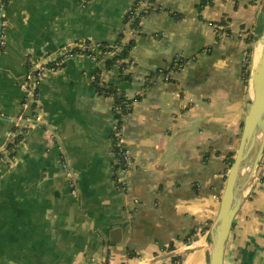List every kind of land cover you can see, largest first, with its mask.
<instances>
[{"label": "crops", "instance_id": "obj_1", "mask_svg": "<svg viewBox=\"0 0 264 264\" xmlns=\"http://www.w3.org/2000/svg\"><path fill=\"white\" fill-rule=\"evenodd\" d=\"M136 1L0 0V264H208L264 0H155L138 33L127 20ZM220 23L229 34L217 35ZM119 34L122 45L133 41V61L118 87L141 96L124 123L123 192L112 102L92 83L105 63L96 49ZM76 44L94 52L74 53ZM54 61L61 71L38 83L35 105L22 111L27 75ZM34 110L42 122L10 150L9 133ZM223 264H264V155Z\"/></svg>", "mask_w": 264, "mask_h": 264}, {"label": "water", "instance_id": "obj_2", "mask_svg": "<svg viewBox=\"0 0 264 264\" xmlns=\"http://www.w3.org/2000/svg\"><path fill=\"white\" fill-rule=\"evenodd\" d=\"M145 9H149L145 14L148 15L153 5H147ZM247 91L249 107L242 121L238 147L225 177L217 214L207 231L208 264H223L234 218L246 199L264 155V15L255 38Z\"/></svg>", "mask_w": 264, "mask_h": 264}, {"label": "trees", "instance_id": "obj_3", "mask_svg": "<svg viewBox=\"0 0 264 264\" xmlns=\"http://www.w3.org/2000/svg\"><path fill=\"white\" fill-rule=\"evenodd\" d=\"M138 1V0H137ZM136 1V3H137ZM147 5H153L155 0H144ZM136 3L134 4L133 10L128 16V27L129 30H137L139 31V21L142 17L145 16L146 12L149 9L142 10L140 13L139 9H136ZM209 3V0L201 1L200 7L204 6ZM172 18L175 20L180 19L177 14H169ZM222 26H225L224 24L220 23ZM226 31V29L224 30ZM138 33V32H137ZM226 34H229L228 31H226ZM218 35V34H217ZM123 35L119 34V37L117 38L116 42L114 43L113 47L110 46H102L101 49H96L100 53V55L105 58L104 63V69L103 72H98L95 77L93 78V87L95 89V92L98 96L106 97L111 100L112 102V111L114 116V123L117 122L119 125H124L125 120L128 118V116L132 112V105L134 102L139 101L141 99L140 95H136L134 98H128L126 97L125 93L121 91L118 87V82H122L125 80H128L130 75L124 73L125 69L128 68L131 65L132 58L130 56L131 48L133 47V41L130 40L129 42L125 43L124 45L121 44V40L123 39ZM85 48L83 50H79L77 48H74L73 52L77 54H91L94 52V47L91 45H85ZM120 48V49H119ZM119 49L116 56H106L105 52L107 50H115L117 51ZM249 54L250 51H247ZM124 61V62H123ZM183 61L181 59H177L174 61L172 69L175 71H178L183 66ZM243 79L247 83L248 79V71H247V64L243 68ZM108 76L107 79L104 78V76ZM124 136V134H123ZM12 145V146H11ZM9 145V149L13 148L14 144ZM112 152L114 154L115 158V167L114 170L116 172V175L119 176L120 173L128 168L126 166V163L122 160L121 152L118 149H114L113 146ZM14 154V151H10L9 158L12 159ZM232 159L228 161V164H231ZM116 176V177H117ZM251 195V193H250ZM249 195V196H250ZM104 262H107L106 260H103Z\"/></svg>", "mask_w": 264, "mask_h": 264}, {"label": "built area", "instance_id": "obj_4", "mask_svg": "<svg viewBox=\"0 0 264 264\" xmlns=\"http://www.w3.org/2000/svg\"><path fill=\"white\" fill-rule=\"evenodd\" d=\"M136 9H145L147 7V3L144 0H138L136 3ZM214 28L216 30L217 34L220 35H225L226 33L224 32V28L222 25H214ZM136 32H138L137 30H135ZM240 38L241 36L238 35ZM75 48L79 49V50H83L85 48L84 45L82 44H76ZM116 51L113 50H107L105 52L106 56H114L116 53ZM175 65V64H173ZM62 69V63L61 61H54L52 63H47V64H37L33 67V71L30 72L27 75V87L26 88V92L28 94V96L26 97L25 101L22 103L21 105V109L22 111L27 110L30 107H33L34 102H35V88L38 85V83L47 75H54L57 74L61 71ZM21 121H19L18 123H15V131L14 132H10L8 135V139H9V144H14V142H16L17 140L20 139V137L23 135L25 130H28L29 128H33L39 125L40 122H42V117L40 115V113H38L36 110H34V113L30 116V117H25V118H20ZM21 126H20V125ZM123 131H124V125H119L117 124V122H115L113 124L112 127V146L114 149H118L121 152V157L122 160L126 163V166H128L130 164V156L128 153V150L126 149V142H125V138L123 136ZM111 146V147H112ZM111 152H112V148H111ZM113 154V152H112ZM114 156V154H113ZM116 183H117V188L123 192L125 190V180L123 177H117L116 179ZM73 196H75V191H73L72 193ZM101 264H105L104 261L101 262Z\"/></svg>", "mask_w": 264, "mask_h": 264}, {"label": "rangeland", "instance_id": "obj_5", "mask_svg": "<svg viewBox=\"0 0 264 264\" xmlns=\"http://www.w3.org/2000/svg\"><path fill=\"white\" fill-rule=\"evenodd\" d=\"M245 33H246V32H245L243 29H240L239 32H238V35H240L241 38H242V35H245ZM245 36H246V35H245ZM253 46L255 47V45H253ZM253 56H254V49L248 54V62H247V71H248V72H249L250 67H251V65H252ZM256 181H257V172H256V174H255V178H254V180H253L252 186H251L249 192H247V194H246V197H248V196L250 195V193H251V191H252L253 184H254V182H256ZM105 263H106V262H105Z\"/></svg>", "mask_w": 264, "mask_h": 264}]
</instances>
